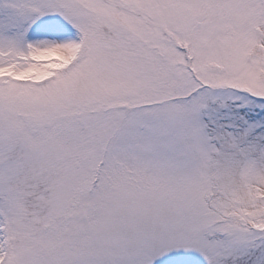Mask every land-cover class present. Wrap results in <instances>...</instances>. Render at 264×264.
<instances>
[{
	"label": "snow or ice",
	"instance_id": "1",
	"mask_svg": "<svg viewBox=\"0 0 264 264\" xmlns=\"http://www.w3.org/2000/svg\"><path fill=\"white\" fill-rule=\"evenodd\" d=\"M0 264H264V0H0Z\"/></svg>",
	"mask_w": 264,
	"mask_h": 264
}]
</instances>
